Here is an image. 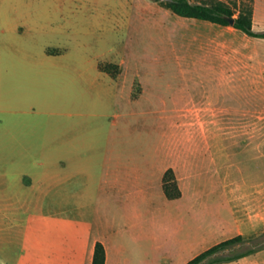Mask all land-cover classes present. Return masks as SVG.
Segmentation results:
<instances>
[{"label": "rangeland", "instance_id": "rangeland-1", "mask_svg": "<svg viewBox=\"0 0 264 264\" xmlns=\"http://www.w3.org/2000/svg\"><path fill=\"white\" fill-rule=\"evenodd\" d=\"M95 1L83 11L81 0H0V118L25 110L30 120L15 139L0 133V173L45 174L52 187L42 200L21 187L22 249L45 235L40 202L73 219L54 225L56 247L83 225L85 244L123 222L112 180L145 168L148 236L106 264H184L238 234L245 247L264 239V37L178 15L163 0ZM225 1L237 12L252 5L264 31V0ZM19 17H68L71 27L2 30ZM170 168L182 189L173 202L163 192ZM20 257L0 264H33ZM220 264H264V248Z\"/></svg>", "mask_w": 264, "mask_h": 264}, {"label": "crops", "instance_id": "crops-1", "mask_svg": "<svg viewBox=\"0 0 264 264\" xmlns=\"http://www.w3.org/2000/svg\"><path fill=\"white\" fill-rule=\"evenodd\" d=\"M94 3H96L95 0H81L80 8L83 11L86 9H92V11H94ZM99 14L95 15L94 12L92 16H97ZM104 16L106 19H111V17H107V14H104ZM89 18L92 17H83V22H86ZM69 22L70 19L68 17H60L59 21H55L52 17H47V19H42V17H19L18 19L13 20L12 24H4L2 26V30L6 31L10 25H14V28L24 29L25 31H42L48 28L50 30L62 28L69 30L71 27L69 26ZM114 78L120 79L122 77ZM131 87L132 84L130 81L128 82L129 98L131 100L139 99L132 98ZM26 113L27 112L25 110H16L14 112H10V114H13V119H11L10 116H8V118L6 116L4 118H0V127H2L0 133L11 134L13 139H15V136L22 132L27 133V129H29L30 126V120L24 116ZM37 163L39 165H46L47 160L41 159L38 160ZM145 169L144 172L142 171L143 174H141V172L137 169L136 172L133 171L131 179H127V176L122 177V179L116 176L112 180V198L121 199L122 197L125 201L124 204L128 206L125 208L123 207V209H126L125 212L119 213L121 219L124 221L119 224H114L112 222V224L106 226L107 228L104 226V230L102 232H93L85 244L84 236L86 227L83 225L82 231L78 230V232L80 231L79 234L77 232L74 235H69L70 239H64L62 243L56 247V244L53 243L54 225L57 226V223H60L61 228L65 229L67 226L70 227V222L73 219L69 217L68 214H65L64 211L59 213L53 212L51 209H46L44 206L45 204L43 205L42 202H40V207H42V209H40L41 218L45 223L46 236L43 233L39 235L35 233L32 243L34 250H26L21 247V238L19 233L21 226L20 190L21 187H23L40 197L42 200V198H46L51 195L52 192V187L49 185V177L45 174L30 175L26 172H23L22 176L19 177L9 175L4 172L0 173V263L21 261L22 258L20 257V254H24L26 256L25 260L30 261L33 264L42 261L58 262L60 264H84L86 261L88 264H92L96 243L101 241L106 249V264L112 253L120 255V251L124 246L142 243L144 240H141L146 239L148 236V232L144 233V230L148 231V225L143 217L142 209L139 208V205H141V202H143L144 199L148 200V182L146 181V188H144L141 181L144 173L146 175L148 174V168ZM177 182L179 185L178 178ZM180 190L181 195L176 198L168 197L165 190H163V192L165 196L173 202L182 196L181 187ZM122 213H125V216ZM116 214H118L117 211ZM6 230L11 231L13 246L7 253L5 252ZM64 237L65 234H62V238ZM44 245L49 246L50 249H47L46 253L39 252L37 248H42Z\"/></svg>", "mask_w": 264, "mask_h": 264}, {"label": "trees", "instance_id": "trees-1", "mask_svg": "<svg viewBox=\"0 0 264 264\" xmlns=\"http://www.w3.org/2000/svg\"><path fill=\"white\" fill-rule=\"evenodd\" d=\"M173 12L185 17L209 20L223 25H232L252 36L264 37V31H257L253 22V6L244 5L238 12L234 6L225 0H163ZM234 18V22H231ZM164 190L168 197L176 198L181 195L175 172L168 169L164 175ZM248 239L243 234L222 240L202 251L184 264H220L252 254L264 248L262 237ZM106 249L101 241L95 246L92 264H105Z\"/></svg>", "mask_w": 264, "mask_h": 264}, {"label": "water", "instance_id": "water-1", "mask_svg": "<svg viewBox=\"0 0 264 264\" xmlns=\"http://www.w3.org/2000/svg\"><path fill=\"white\" fill-rule=\"evenodd\" d=\"M231 22H232V23L234 22V18H231Z\"/></svg>", "mask_w": 264, "mask_h": 264}]
</instances>
